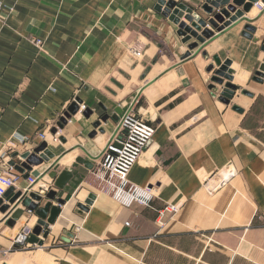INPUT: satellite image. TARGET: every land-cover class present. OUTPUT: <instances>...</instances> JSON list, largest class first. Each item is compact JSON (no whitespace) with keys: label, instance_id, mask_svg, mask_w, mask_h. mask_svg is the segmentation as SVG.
Listing matches in <instances>:
<instances>
[{"label":"crops","instance_id":"1","mask_svg":"<svg viewBox=\"0 0 264 264\" xmlns=\"http://www.w3.org/2000/svg\"><path fill=\"white\" fill-rule=\"evenodd\" d=\"M174 1L199 13V0ZM0 3V142L27 141L7 165L21 164L44 133L48 158L33 173L45 175L58 160L53 172L72 173L63 190L55 178H44L66 204L48 235L37 238L40 246L12 248V236L31 218L25 214L29 219L23 215L10 227V217L0 214V264H264V79L254 80L264 63V8L245 16L256 28L252 39L243 36L247 22L234 15L235 22L183 60L191 43L157 9L158 0ZM215 60L236 67L238 90L228 105L219 101L222 86L210 89L207 69ZM75 100L91 115L77 112L52 135ZM131 103L155 128L127 177L153 190L147 207L126 208L85 183ZM103 115L109 116L104 133L90 138ZM227 167L234 176L220 182L217 174ZM21 176L5 203L28 186ZM83 193L84 202L76 198ZM90 193L88 212L79 215L76 207ZM167 206L178 211L160 223Z\"/></svg>","mask_w":264,"mask_h":264},{"label":"water","instance_id":"2","mask_svg":"<svg viewBox=\"0 0 264 264\" xmlns=\"http://www.w3.org/2000/svg\"><path fill=\"white\" fill-rule=\"evenodd\" d=\"M201 3L195 4V1L191 4H195L199 8V11L209 17L204 20L198 12L190 6H187L184 2H177L174 0H158L157 9L161 11V14L169 18L178 28V36L185 38V42L188 45V52L184 55L183 60L192 56V53L199 49V45H204L207 41H210L214 36L220 34L224 31V27L230 25L226 24L228 21L231 23L235 22L237 19L234 18L239 14V20L237 22H247L244 27L243 36L247 39H252L253 35L256 33V28L249 25L245 16L248 15L253 5L258 3V0H199ZM264 3V0L262 1ZM235 15V16H234ZM229 27V26H228ZM256 41V40H254ZM264 46V40H263ZM208 73H212L210 89H214L216 86H222L224 88L219 101L225 105L229 104V101L234 96L235 92L238 90L237 86L233 84L234 76L236 74V67L232 66L229 62L221 63L215 60V65H211L207 69ZM264 79V63L259 68L258 72L255 74L254 80L263 83ZM81 101L76 100L68 110L64 113L63 117L56 124L58 130H63L67 125V122L72 116L79 112V105ZM90 110L83 112L85 117L91 115ZM109 119L108 115H103L99 118L98 122L94 124L96 131H94L90 138H94L97 132L103 134L104 131L101 129V124L107 122ZM115 120V118H113ZM57 129L51 131L52 135L57 133ZM48 146L45 142L41 143L28 157H26L21 164L14 166V163L9 165L14 167V169L19 173L24 175L27 179L31 173H33V168L41 167L44 164L45 157L42 153H46ZM41 155V157H40ZM59 160L56 161L46 172L49 177L55 178V188L57 190H63L68 181L72 178V173L70 171H63L57 174L54 168L57 166ZM78 164L83 165L86 169L91 170L92 165L79 158L76 160ZM33 176L37 177V173H33ZM12 192L9 190L6 193ZM45 198L48 202L43 208H37L35 203L40 204ZM93 196L85 201V204H79L77 208V213L83 215L88 212V206L91 205ZM56 205L52 206V203ZM66 202L61 199H56V192L50 191L46 196L41 197L36 194H23L21 191L14 194V196L8 201L7 204H2L0 201V214L4 215V221L10 217L8 225L13 227L15 222L18 221L24 214V208L35 209V215L38 217L37 225L32 231L31 237L29 239V244L41 245V242L37 238L44 231L43 237L48 235V229L52 226L57 217L60 214V208L65 206ZM22 206L23 209L19 207Z\"/></svg>","mask_w":264,"mask_h":264},{"label":"built area","instance_id":"3","mask_svg":"<svg viewBox=\"0 0 264 264\" xmlns=\"http://www.w3.org/2000/svg\"><path fill=\"white\" fill-rule=\"evenodd\" d=\"M257 6L260 11L264 8V5L258 3L253 5V7ZM2 10L3 5L0 3V14ZM32 42L38 49H42L41 41L33 40ZM131 53L133 56L139 57V52L137 50H131ZM134 106L135 103L129 104L122 114L118 121L116 132L105 144L92 170V177L96 189L109 195L112 199L126 208H131L134 205L147 207L155 198L153 190L134 186L130 184L127 179L130 170L139 161L155 133V128L147 124L141 116L134 112ZM84 110L85 107L79 105V113H82ZM54 129H57L56 125ZM38 137L41 143H43L46 142L47 134L43 133ZM53 141H57L56 137ZM26 142L24 138L19 137L15 138V141L7 140L5 142H0V201H2V204L8 203L4 202L6 193L9 190H17L22 180L21 174L14 170V167L7 165V160L11 158L10 155L13 153L14 149L23 146ZM47 175L49 177V174L43 176L38 175L37 177L29 176L26 179L28 186L22 193L27 195L36 194L41 197L46 196L53 186V183H51L52 181L44 182V178ZM217 175H219L220 182H225L234 176V172L230 167H227L221 174ZM37 187H39V191L36 190ZM33 204H35L36 207L39 206L38 203L34 202ZM23 211L24 216L26 214L31 219L34 218L36 223L37 218L35 216V209L24 208ZM177 211L178 209L175 206L165 207L160 213V223L163 222L166 216L174 215ZM33 227L34 225L31 226L30 222L26 223L21 232L12 238V248H25L30 246L29 239Z\"/></svg>","mask_w":264,"mask_h":264},{"label":"rangeland","instance_id":"4","mask_svg":"<svg viewBox=\"0 0 264 264\" xmlns=\"http://www.w3.org/2000/svg\"><path fill=\"white\" fill-rule=\"evenodd\" d=\"M258 4H260V3L258 2ZM255 8H256V10L260 11L258 6L255 7ZM260 12H261V11H260ZM199 13H200V16L203 15L202 12L199 11ZM204 15H205V14H204ZM201 17H202V16H201ZM203 19L206 20V18H203ZM83 112H84V111H83ZM90 177H91V176H90ZM85 183H86V184H87V183H90L92 186H94V184H95V183H93L92 178H91V179L86 178V182H85ZM87 185H88V184H87ZM95 188H96V185H95ZM36 190L39 191V190H40L39 187H37ZM89 191H90V190H89ZM93 194H94V193H90L89 196H93ZM83 195H84V193L81 194L80 196H79V194H76V198H79L78 200L84 202V201H83V200H84V199H83V198H84ZM89 196H88V198H89ZM88 198H87V199H88ZM85 201H86V200H85ZM25 217L28 218L27 216H25ZM28 219H29V218H28ZM28 219H27V220H28ZM27 220H26V221H27ZM30 224H31V226L35 225V219H34V218L31 219ZM36 225H37V222H36ZM32 231H33V230H32ZM14 236H15V235H13L12 238H13ZM16 249H17V248H16Z\"/></svg>","mask_w":264,"mask_h":264},{"label":"bare ground","instance_id":"5","mask_svg":"<svg viewBox=\"0 0 264 264\" xmlns=\"http://www.w3.org/2000/svg\"><path fill=\"white\" fill-rule=\"evenodd\" d=\"M257 13H258L257 10H252V11L249 13V17H254V16L257 15Z\"/></svg>","mask_w":264,"mask_h":264}]
</instances>
